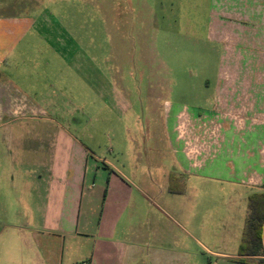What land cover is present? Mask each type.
I'll return each mask as SVG.
<instances>
[{
	"label": "rangeland",
	"instance_id": "1",
	"mask_svg": "<svg viewBox=\"0 0 264 264\" xmlns=\"http://www.w3.org/2000/svg\"><path fill=\"white\" fill-rule=\"evenodd\" d=\"M207 6L206 0H0V28L26 32L17 47V79H37L47 93L32 98L39 108L33 121L13 126L70 127L93 158L158 184L142 200L138 224L148 241L132 264H259L239 254L248 209L239 188L184 176L178 165L176 113L185 109L182 119L202 120L212 103L221 112L222 47L206 40ZM191 130L194 142L198 130ZM16 237L5 231L0 264H37Z\"/></svg>",
	"mask_w": 264,
	"mask_h": 264
},
{
	"label": "crops",
	"instance_id": "2",
	"mask_svg": "<svg viewBox=\"0 0 264 264\" xmlns=\"http://www.w3.org/2000/svg\"><path fill=\"white\" fill-rule=\"evenodd\" d=\"M206 1V40L222 47L221 112L214 103L202 110L210 124H220V139L208 134L203 153L191 158L177 130L185 109L178 111L172 129L178 165L184 176L237 186L248 201L264 192V0ZM25 33L0 28V242L12 230L21 253L33 250L37 264H132L148 241L138 224L142 200L158 184L93 158L70 127L13 126L33 121L39 108L32 98L47 95L37 79H17Z\"/></svg>",
	"mask_w": 264,
	"mask_h": 264
},
{
	"label": "trees",
	"instance_id": "3",
	"mask_svg": "<svg viewBox=\"0 0 264 264\" xmlns=\"http://www.w3.org/2000/svg\"><path fill=\"white\" fill-rule=\"evenodd\" d=\"M173 182V177L171 178ZM171 192H176L172 186ZM184 192V189L178 191ZM249 212L246 216L241 244L239 248L240 256L259 260V264H264V192L254 193L248 198Z\"/></svg>",
	"mask_w": 264,
	"mask_h": 264
},
{
	"label": "built area",
	"instance_id": "4",
	"mask_svg": "<svg viewBox=\"0 0 264 264\" xmlns=\"http://www.w3.org/2000/svg\"><path fill=\"white\" fill-rule=\"evenodd\" d=\"M185 115V111H183V113L180 115L179 117V124L177 127V130L179 132V135L181 138H184V142L185 145L187 147V151H188V155L193 158V159H197V156L201 155V153H203L202 151V147L204 145V143H206V141H209V138L207 137V135L209 134L210 138H214L215 141H219L220 139V127L217 126V122H213L214 124H210V121H207V119L205 117L201 118L202 120H196L195 118H193V121H197L195 122L196 126L192 124V120H187L186 118L182 119L181 116ZM186 121L189 123L188 126H192L191 129H195L198 130L197 135L195 136V138H200L199 140L194 138V142H193V138L190 139L188 137L187 132L191 133V129L189 130V127L186 125ZM192 121V122H191ZM186 123V124H185ZM186 134V136H184ZM193 134V133H192ZM200 135V136H199ZM208 139V140H206ZM206 140V141H205ZM189 144H194L193 147H188ZM82 264H91L88 261H84L82 262Z\"/></svg>",
	"mask_w": 264,
	"mask_h": 264
}]
</instances>
